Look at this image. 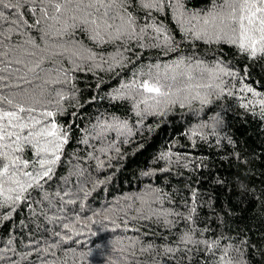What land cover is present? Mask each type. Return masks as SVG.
I'll return each mask as SVG.
<instances>
[{
	"label": "trees",
	"instance_id": "trees-1",
	"mask_svg": "<svg viewBox=\"0 0 264 264\" xmlns=\"http://www.w3.org/2000/svg\"><path fill=\"white\" fill-rule=\"evenodd\" d=\"M185 5L189 10L205 11L211 8L212 0H185ZM128 9L139 23L149 22L148 14L138 7V0H131ZM25 18L32 21L26 10ZM153 18L169 30L174 38L173 50L152 47L150 43L141 48L135 41L98 45L80 29L70 37L91 48L98 56L107 58L119 50L128 59L123 67L111 71L96 68L92 72H74L72 83L75 88L59 84L47 86L53 102L54 89L63 88L69 96L75 94L74 99L63 102L64 114L57 117V122L68 131V142L43 190H31L28 200L14 211L0 208V249L6 247L9 238L14 239L12 247L15 249L14 252H0L6 257L0 264H16L17 261L20 264H42L43 261H55L56 264H217L229 245L232 246L228 248L229 256L239 258L242 255L244 264H264V119L258 110L253 114L241 108L237 92L236 96H212V103L206 105L199 116L194 110L177 106L165 116L149 115L141 121L129 101L112 98L114 91L130 81L138 70H146L148 65H170L180 58L209 66L220 62L264 94V56L250 59L229 43L206 44L201 40L186 39L169 10L155 13ZM0 26L7 32L10 25L0 21ZM30 34L39 42L35 29ZM19 39L22 38L13 36V42ZM45 63L52 67L50 61ZM3 75L0 93L9 95L19 91L16 77L9 73ZM41 83V80H34L31 85L19 82L21 88L37 93ZM230 83L239 86L240 80ZM199 107L195 104L193 109ZM217 115L222 118L218 128L219 142L217 137L209 136L206 142L198 140L193 147L185 133L202 120L211 122L210 117ZM112 116L127 120L134 134L127 142H120L115 133H109V139L118 143L120 153L110 151L100 155L96 150L101 147V141L92 135V128L98 121ZM84 139L88 140L87 144L81 142ZM169 149L192 163L186 168L183 164L187 161L182 160L173 164L169 171H159L166 167V162L156 157ZM24 155L35 159L30 149L26 148ZM92 155L100 156L105 162L102 169H97ZM109 156L113 157L110 161ZM153 169L156 170L154 175H142ZM93 178L104 183L94 187ZM80 185L90 192L84 201L85 209L81 210L78 204H65L64 211H59L61 205L54 193L59 191L63 195L64 191H75ZM147 186L162 189L170 197L162 207L185 215L192 207V192L195 191L194 223L184 216H170L168 219L173 223L166 227L155 217L151 220L131 219L136 215L134 209H129L127 216L106 211L117 200L121 201V207L132 203L123 201L122 197L143 193ZM45 192L55 201V207H50L43 199ZM70 198L75 197H64L65 200ZM94 212L99 215H93ZM77 216L79 223H76ZM52 217L59 219H50ZM63 223H75V232L80 235L67 232ZM193 228L195 240L219 241V247L209 251L201 243H181L180 237ZM54 232L71 239L59 241ZM110 241L115 244L111 245ZM55 242H59L60 247L50 249L47 255L37 251ZM90 248L92 254L89 256ZM27 253L31 255L21 260Z\"/></svg>",
	"mask_w": 264,
	"mask_h": 264
},
{
	"label": "snow or ice",
	"instance_id": "snow-or-ice-1",
	"mask_svg": "<svg viewBox=\"0 0 264 264\" xmlns=\"http://www.w3.org/2000/svg\"><path fill=\"white\" fill-rule=\"evenodd\" d=\"M130 3L131 0H0V21H7L10 25L7 32L0 26V81L4 79L3 73H9L16 77V87L19 89L9 95L0 93V208L14 211L28 200L31 190H43L46 179H51L63 147L68 142V131L57 122V117L64 114L63 102L74 99L75 94L69 96L63 88L54 89L53 102L47 86L59 84L75 88L72 83L74 72H92L96 68L111 71L123 67L128 59L119 50L107 58L98 56L91 48L70 38L76 29L84 31L98 45L135 41L141 48L150 43L152 47L173 50L174 38L164 24L157 23L153 18V14L169 10L186 39L201 40L206 44L229 43L250 59L264 56V0H212L211 8L205 11L189 10L185 0H138L139 9L148 14L149 22L143 24L129 11ZM25 10L32 16L31 22L25 18ZM32 29L39 34V42L37 37L30 34ZM13 36L22 39L13 42ZM46 61H50L52 67L46 66ZM34 80L42 81L37 86L40 89L38 93L20 87V81L31 85ZM236 80H240L239 86L230 83ZM237 92L240 107L253 114L258 110L264 119V94L250 87L237 72L220 62L209 66L200 61L193 63L180 58L170 65H148L146 70L133 73V78L116 89L112 98L129 101L135 115L142 121L149 115L165 116L177 106L194 110L199 116L203 108L212 103V96H236ZM195 104H199V109H193ZM210 121L202 120L185 133L193 147L198 140L206 142L209 136L217 137L219 142L218 128L222 118L217 115L210 117ZM109 133H115L120 142H127V138L134 134L127 120L112 116L98 121L93 125L92 135L101 141V147L96 150L100 155L110 151H115L117 155L120 153L118 143L109 139ZM81 142L87 144L88 140ZM229 143L232 141L229 140ZM26 148L33 152L35 159L25 157ZM91 158L96 160L98 170L104 167L105 162L100 156L92 155ZM112 158L109 156V161ZM156 159L166 162V167L159 170L162 172L169 171L173 164H179L182 160L187 161L183 164L186 168L192 163L170 149L159 153ZM155 172L153 169L142 175L151 176ZM92 183L98 187L104 181L93 178ZM89 195L84 185L75 191H64L63 195L59 191L54 193L59 199L61 212L65 204H78L84 210V201ZM196 195L193 191L192 207L187 215L162 207L170 197L162 189L151 186H147L143 193L122 197L123 201L132 203L121 207V201L117 200L106 211L121 212L127 216L128 210L134 209L136 215L131 219L151 220L155 217L166 227L173 223L168 219L170 216H184L194 223ZM65 196L75 198L65 200ZM43 199L49 202L50 207L56 206L48 193H44ZM93 215L99 213L94 212ZM79 220L77 216L76 223ZM127 223L125 219L124 224ZM62 227L67 232L80 235L75 232V223H63ZM195 231L193 228L191 232H185L180 242L185 245L201 243L209 251L219 247V241L195 240ZM54 235L62 242L71 239L60 232H54ZM13 243L14 239L9 238L0 252H14ZM110 244L114 245L115 241H110ZM59 247L60 243L55 242L37 251L47 255L50 249ZM228 248L224 249L217 264H244L242 255L239 258L231 257ZM236 251L240 252L239 249ZM91 254L90 248L89 256ZM27 255L31 253L22 255L21 260L26 259ZM5 258L0 255V260ZM42 264L56 262L43 261Z\"/></svg>",
	"mask_w": 264,
	"mask_h": 264
}]
</instances>
